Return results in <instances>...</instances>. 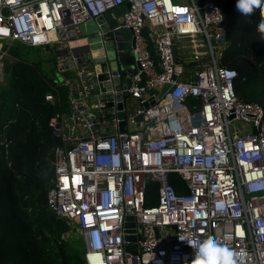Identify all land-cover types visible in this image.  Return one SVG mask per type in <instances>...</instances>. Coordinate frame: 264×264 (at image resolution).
Segmentation results:
<instances>
[{
	"label": "built area",
	"instance_id": "2783aa9c",
	"mask_svg": "<svg viewBox=\"0 0 264 264\" xmlns=\"http://www.w3.org/2000/svg\"><path fill=\"white\" fill-rule=\"evenodd\" d=\"M219 1L0 0V84L13 44L68 51L57 57L69 109L50 121L63 145L53 151L47 205L79 231L85 264H193L197 246L189 242L209 237L238 253L237 264H264V110L239 100L236 72L217 63L226 47ZM125 5L122 25L79 35V25ZM118 28L130 32L138 69L120 92L122 109L114 100L106 113L92 62L109 63L105 45ZM166 84L164 97L144 108L149 92ZM171 173L184 193L169 183ZM148 183L157 186L154 207L145 206Z\"/></svg>",
	"mask_w": 264,
	"mask_h": 264
},
{
	"label": "trees",
	"instance_id": "16d2710c",
	"mask_svg": "<svg viewBox=\"0 0 264 264\" xmlns=\"http://www.w3.org/2000/svg\"><path fill=\"white\" fill-rule=\"evenodd\" d=\"M236 4L218 3L226 47L217 63L236 72L237 98L264 110V39L257 31L264 11L258 8L245 17ZM20 46L10 48L15 60H5L0 84V264H85L76 227L47 205L53 151L63 145L50 121L56 114H68V89L56 80L58 60L54 69H45L40 62L28 61ZM168 180L177 193L185 192L176 174ZM156 205L157 186L148 183L145 206Z\"/></svg>",
	"mask_w": 264,
	"mask_h": 264
},
{
	"label": "water",
	"instance_id": "95a60500",
	"mask_svg": "<svg viewBox=\"0 0 264 264\" xmlns=\"http://www.w3.org/2000/svg\"><path fill=\"white\" fill-rule=\"evenodd\" d=\"M128 8V5L117 8L114 11L107 13L105 16L98 18L95 22H88L85 24H81L78 26V32L81 37L91 36L97 32V25H100V28L104 32H108L110 29L115 28L118 24L122 25V18H118V15H122L125 10ZM116 18V19H115ZM97 24V25H96ZM113 41H108L105 45L108 52L109 63L106 65L103 59H97L93 61L94 68L93 71L96 77V88L97 92L102 96V102L105 104L104 109L106 113L111 112V108L113 106V101H119L117 105L118 109H122V99L123 95H126V92L121 94V90L130 87V76L135 73V69H138L137 65L134 63L133 56L131 55L129 49L132 46L133 42L131 39V35L128 29L118 28L113 32ZM98 38H91L89 43L98 42ZM99 45H93L91 47L83 46L81 48L72 49L71 53L74 55H80L84 53H88L90 49H97ZM46 52L51 54H55L56 57L61 58L68 55L67 49L59 50L54 49L51 46H46L44 48ZM173 58L175 59V48H172ZM101 53H94V57L100 56ZM120 66L127 67L125 70H122L121 78L115 77L113 74L117 70H121ZM127 71H129L127 73ZM114 76V77H111ZM111 77V78H110ZM175 79V76L172 77ZM169 89V84L162 86L159 91L151 90L149 92V98L143 102L142 106L147 108L149 106L154 105L156 102L160 101L166 91ZM116 92V93H114ZM118 118L123 119V113H118ZM107 120H111L112 116H107ZM136 123V127H139L140 122L143 121L142 115H138L134 118ZM124 122H121L119 125V131L124 132ZM56 135H59V132L56 131ZM127 221H131V223H127L125 226L127 228L133 227L134 223H132L133 219L127 218ZM127 240H133V237H127ZM125 250L127 252H135L134 247L132 245H126Z\"/></svg>",
	"mask_w": 264,
	"mask_h": 264
},
{
	"label": "clouds",
	"instance_id": "9594fccd",
	"mask_svg": "<svg viewBox=\"0 0 264 264\" xmlns=\"http://www.w3.org/2000/svg\"><path fill=\"white\" fill-rule=\"evenodd\" d=\"M264 11V0H237L236 9L243 16L250 17L255 9ZM257 31L264 39V15L257 25ZM91 238H98L94 232L90 233ZM195 244L194 262L193 264H237L238 253L233 250L218 244L214 238L209 237L204 241H190ZM85 247V244H84ZM93 250H99L98 246H92Z\"/></svg>",
	"mask_w": 264,
	"mask_h": 264
},
{
	"label": "rangeland",
	"instance_id": "374dc122",
	"mask_svg": "<svg viewBox=\"0 0 264 264\" xmlns=\"http://www.w3.org/2000/svg\"><path fill=\"white\" fill-rule=\"evenodd\" d=\"M173 2H177V0H172ZM184 1V0H182ZM198 1V0H196ZM118 18H122V15H118L117 16ZM0 44H2V46L5 45V42L4 41H0ZM14 45V44H13ZM12 45V46H13ZM18 45H21V44H18ZM11 46V47H12ZM21 52L22 54L25 53L26 54V59L28 61H32V62H40L42 67H44L45 69H54V67L52 66L54 64V62H56L57 60V57L55 54H51L49 52H46L44 50V48H36V47H27V46H23L21 45ZM184 49L185 51H188L187 54L190 52L189 51V44L188 43H184ZM54 49H56L57 47L54 46L53 47ZM11 50V49H10ZM10 50L8 51L9 53V56H8V60H11V61H14V57L11 56L10 54ZM50 60H51V63H50ZM53 62V63H52ZM121 70H125L127 67L125 66H120ZM55 76H56V80L57 82H63V77H64V74L61 73L58 68H57V64H56V70H55ZM2 83V82H1ZM126 103L128 105H132V109L133 108H136L137 107V104L135 103V101H133L132 99H130L129 97L126 98ZM135 128L133 127L132 130H134ZM137 131H140V129H136ZM72 227L73 225L70 224ZM75 238L78 239V237L81 238L82 242H83V246H84V241L82 239V236L80 235L79 231L76 229L75 230ZM77 236V237H76ZM84 250H85V247L83 248V253H84Z\"/></svg>",
	"mask_w": 264,
	"mask_h": 264
},
{
	"label": "crops",
	"instance_id": "0c3cea01",
	"mask_svg": "<svg viewBox=\"0 0 264 264\" xmlns=\"http://www.w3.org/2000/svg\"><path fill=\"white\" fill-rule=\"evenodd\" d=\"M177 1H182V0H177ZM183 2H187V0H184ZM57 60H58V58H57ZM67 77V75H65L64 77H63V80H65V78ZM137 132V131H136ZM139 132V131H138Z\"/></svg>",
	"mask_w": 264,
	"mask_h": 264
}]
</instances>
